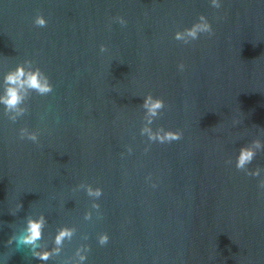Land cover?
<instances>
[{
  "label": "water",
  "instance_id": "water-1",
  "mask_svg": "<svg viewBox=\"0 0 264 264\" xmlns=\"http://www.w3.org/2000/svg\"><path fill=\"white\" fill-rule=\"evenodd\" d=\"M218 2L0 0V95L17 65L53 88L15 122L0 103V264H264V172L235 168L241 146L264 145V0ZM200 15L211 36L174 39ZM148 94L165 104L150 127L180 140L140 134ZM247 167L264 169V147ZM41 218L36 251L60 249L46 261L16 243Z\"/></svg>",
  "mask_w": 264,
  "mask_h": 264
},
{
  "label": "clouds",
  "instance_id": "clouds-1",
  "mask_svg": "<svg viewBox=\"0 0 264 264\" xmlns=\"http://www.w3.org/2000/svg\"><path fill=\"white\" fill-rule=\"evenodd\" d=\"M211 5L215 8L220 7V3L218 0H211ZM116 22H118L121 26L126 24V21L117 16L114 18ZM33 23L39 27L46 26L45 19L37 14L34 18ZM198 34H208L211 36L213 34V30L211 25L207 21L204 15H200L197 19V22L193 23L191 27L184 28L182 31H176L174 33V39L177 41H181L184 44L190 43V41L196 40L198 38ZM107 48L105 45H100V52H106ZM26 63H31L30 61H26ZM178 68L183 70L184 65L181 63L178 65ZM5 89L4 94L0 95V103L5 106L6 113H15V115H9L8 119L12 122H15L18 117L24 115L27 112L26 108L20 107V105L24 102L30 92H35L38 95L44 96L52 92L53 88L51 83L49 82L48 77L44 74L43 71L39 67L30 68L26 70L22 65H17L15 70L8 72L5 75ZM141 107L144 111V125L140 128V134L142 136H146L149 142H159V143H170L172 141H178L182 138V132L178 129L176 131L165 130L162 127H157L155 131L150 127L152 125L154 118H158L162 115V110L165 107L164 101L160 98H154L151 94L144 96L143 103ZM19 138L27 139L32 141L33 143L38 144V134L33 131H29L27 128H20L19 130ZM264 145L261 144L259 140L251 141L250 146H241L238 150V155L235 159V168L237 170H241L245 173V175H249L252 177L260 176L264 169L257 167L252 171H249L248 165L253 161L257 152L262 149ZM128 153L132 152L131 147L127 148ZM148 149L145 148V152ZM123 155V154H121ZM227 163H231V161H227ZM155 184H152V187H155ZM259 188L264 189V178L259 180ZM85 190L87 195L93 198H99L102 195V190L99 187L93 188L92 186H85ZM92 207L94 209H99V205L97 203H93ZM91 214L86 213L85 219H90ZM43 224V219L39 220H28L27 227L25 229V233L20 237L16 238V243L18 245L23 246H31L29 248L32 257L46 261L50 258L52 254L59 253V247L52 249L51 252L43 251L38 252L36 249L39 247L37 241L41 238V228ZM72 235L71 230L62 228L55 236V244L57 246L62 244V241L65 238H70ZM108 235L105 233L99 234L97 240L98 243L103 246L108 242ZM13 242V238L10 237L7 241L8 244ZM86 252L89 251L88 246H85L84 249ZM79 253V250H78ZM79 259L81 264L85 261L86 256L80 255Z\"/></svg>",
  "mask_w": 264,
  "mask_h": 264
}]
</instances>
